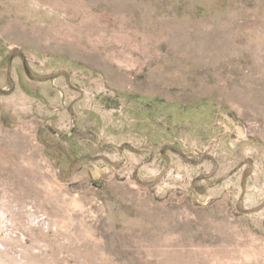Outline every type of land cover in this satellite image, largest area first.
<instances>
[{"label": "rangeland", "instance_id": "obj_1", "mask_svg": "<svg viewBox=\"0 0 264 264\" xmlns=\"http://www.w3.org/2000/svg\"><path fill=\"white\" fill-rule=\"evenodd\" d=\"M0 264H264V0H0Z\"/></svg>", "mask_w": 264, "mask_h": 264}, {"label": "bare ground", "instance_id": "obj_2", "mask_svg": "<svg viewBox=\"0 0 264 264\" xmlns=\"http://www.w3.org/2000/svg\"><path fill=\"white\" fill-rule=\"evenodd\" d=\"M208 91H204L202 94H205V93H207Z\"/></svg>", "mask_w": 264, "mask_h": 264}]
</instances>
